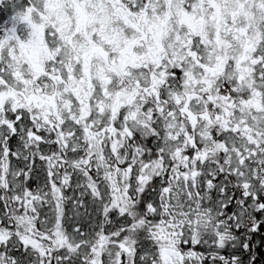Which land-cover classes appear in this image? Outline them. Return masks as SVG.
<instances>
[{
	"label": "snow or ice",
	"instance_id": "6c2138e0",
	"mask_svg": "<svg viewBox=\"0 0 264 264\" xmlns=\"http://www.w3.org/2000/svg\"><path fill=\"white\" fill-rule=\"evenodd\" d=\"M0 11V264H264V0Z\"/></svg>",
	"mask_w": 264,
	"mask_h": 264
},
{
	"label": "trees",
	"instance_id": "16d2710c",
	"mask_svg": "<svg viewBox=\"0 0 264 264\" xmlns=\"http://www.w3.org/2000/svg\"><path fill=\"white\" fill-rule=\"evenodd\" d=\"M0 17H3L4 19H6L7 18V13L0 11ZM261 251H264V248H261Z\"/></svg>",
	"mask_w": 264,
	"mask_h": 264
}]
</instances>
